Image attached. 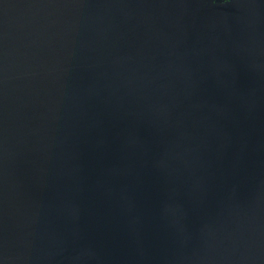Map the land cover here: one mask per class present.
<instances>
[{"label": "water", "instance_id": "obj_1", "mask_svg": "<svg viewBox=\"0 0 264 264\" xmlns=\"http://www.w3.org/2000/svg\"><path fill=\"white\" fill-rule=\"evenodd\" d=\"M0 264H264V0H0Z\"/></svg>", "mask_w": 264, "mask_h": 264}]
</instances>
